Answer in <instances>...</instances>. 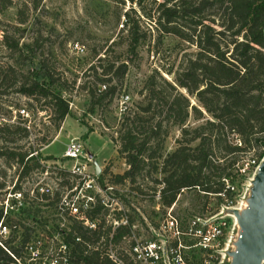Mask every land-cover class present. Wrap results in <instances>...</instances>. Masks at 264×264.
Returning <instances> with one entry per match:
<instances>
[{
  "label": "rangeland",
  "instance_id": "rangeland-1",
  "mask_svg": "<svg viewBox=\"0 0 264 264\" xmlns=\"http://www.w3.org/2000/svg\"><path fill=\"white\" fill-rule=\"evenodd\" d=\"M144 7L152 11L151 0H146ZM126 10L128 18L123 16ZM135 21L140 40L130 51L127 29ZM16 41L18 49L12 51L6 43ZM185 47L179 38L162 34L155 20L143 15L135 4L119 5L113 0H13L0 12V208L12 219V229L0 228V241L18 245L23 264H55V251L61 242L50 232L52 225L66 214L84 219L70 203L83 194L91 195L94 203L96 195L106 205L102 217L107 224L122 212L131 215L139 227L145 225L142 217L151 221L162 218L167 206L161 202L158 188L156 192L148 188L152 185L149 179L141 176L136 184L129 180L112 183L114 175L128 169L112 137H118L126 107L142 101L145 79L160 68L176 65ZM121 63L127 69L112 100L106 98L92 106L89 89L96 92L97 99L102 85L116 84V68ZM109 64H113L112 70L105 74ZM44 71L49 78L42 75ZM110 76L115 77L112 82L104 81ZM35 80H52L51 88L68 101L69 114L63 121L53 120L43 100L31 99L19 91L22 82ZM201 121L190 116L187 124L194 126ZM179 137L180 130L175 127L163 144V157L177 148ZM71 139L83 145L84 155L90 160L63 157ZM197 144L195 141L191 146ZM19 153L35 159L22 168L17 162ZM157 162L160 165L161 161ZM74 164L85 167L92 180L89 188L83 175L70 171ZM256 164L252 151L242 153L228 178L234 192L217 197L205 196L198 189L183 190L173 202L174 215L183 223L193 214L207 208L214 212L230 201V206L243 209ZM217 174L212 172L213 183L218 180ZM150 176L159 178L161 174L150 172ZM134 185H139L141 191L133 189ZM144 227L142 233L147 235L149 229ZM27 236L28 243L21 246ZM99 243L103 251L110 246L109 242Z\"/></svg>",
  "mask_w": 264,
  "mask_h": 264
},
{
  "label": "trees",
  "instance_id": "trees-1",
  "mask_svg": "<svg viewBox=\"0 0 264 264\" xmlns=\"http://www.w3.org/2000/svg\"><path fill=\"white\" fill-rule=\"evenodd\" d=\"M113 1L119 5H138L143 15L155 20L162 34L179 38L186 47L176 65L160 68L145 79L142 101L126 107L118 137L112 139L118 143V153L128 169L114 175L112 183L129 180L136 184L137 178H147L152 182L148 188L153 192L158 188L160 200L167 207L182 189H197V186L205 193L220 192L224 186L221 179L230 178L239 155L252 151L256 162L264 156V0H151L152 11L144 7L146 0ZM12 2L0 0V12ZM123 16L129 17L128 10ZM19 21L23 23L24 19ZM135 26H138L136 21L127 29L130 51L140 40ZM6 45L12 51L18 49L17 41ZM107 66L105 74L111 72L113 64ZM126 69L125 63L117 66V83L104 84L105 89H98L97 99L96 92L89 89L92 106L106 98L112 100ZM8 70L15 72L13 67ZM42 75L49 78L45 71ZM113 78L104 81L110 83ZM52 82L24 81L19 91L31 99L43 100L53 120L61 122L69 114V103L51 88ZM190 116L202 120L201 123L189 126ZM175 127L180 130L178 146L163 157V144ZM195 141L198 144L191 146ZM17 156L22 168L35 159L25 158L26 153ZM151 163L154 165L146 168ZM214 171H218L215 183L211 181ZM150 172H158L161 177L153 178ZM132 188L141 191L139 185ZM88 196L91 197L83 194L70 201L72 209L83 213L84 219L66 214L52 225L50 232L61 242L55 251V264H113L99 242L116 245L130 235L135 221L131 215L122 212L115 218L117 225L107 224L102 217L106 205L96 195L95 203ZM84 206L86 209L81 212ZM123 216L125 224L120 223ZM11 221L0 208V228L12 229ZM28 241L27 236L21 246ZM0 243V264H23L18 245L9 240Z\"/></svg>",
  "mask_w": 264,
  "mask_h": 264
},
{
  "label": "built area",
  "instance_id": "built-area-1",
  "mask_svg": "<svg viewBox=\"0 0 264 264\" xmlns=\"http://www.w3.org/2000/svg\"><path fill=\"white\" fill-rule=\"evenodd\" d=\"M102 88L105 89V85ZM124 98L127 99L128 96ZM24 111L22 109L20 112ZM63 157L78 161L87 156L84 155L83 145L76 139H71L66 145ZM259 163L260 161L257 162L254 173ZM70 171L83 175L85 186L89 188L92 180L85 173L83 165L74 164ZM221 180L224 186L218 193H205L197 186L196 188L208 196L225 197L226 193L234 192L235 187L227 178ZM87 198L93 201L92 197ZM174 205L172 203L166 207L162 218L157 221L142 217L140 213L145 225L141 223L139 227L138 223H133L130 235L124 236L119 244L113 245L109 242L110 246L105 250L106 256L113 264H230L240 229L235 215L227 210H242L241 207L230 206V201L229 205H223L214 212L207 208L201 214H193L182 223L173 213ZM118 223L116 219L112 221L113 225ZM120 223H126L125 217L121 218ZM142 227L149 229L147 235L142 233ZM0 245L2 246L1 243Z\"/></svg>",
  "mask_w": 264,
  "mask_h": 264
},
{
  "label": "water",
  "instance_id": "water-1",
  "mask_svg": "<svg viewBox=\"0 0 264 264\" xmlns=\"http://www.w3.org/2000/svg\"><path fill=\"white\" fill-rule=\"evenodd\" d=\"M246 204L242 210H227L235 215L240 229L230 264H264V156L251 180Z\"/></svg>",
  "mask_w": 264,
  "mask_h": 264
}]
</instances>
